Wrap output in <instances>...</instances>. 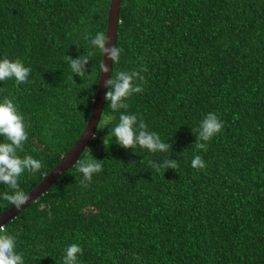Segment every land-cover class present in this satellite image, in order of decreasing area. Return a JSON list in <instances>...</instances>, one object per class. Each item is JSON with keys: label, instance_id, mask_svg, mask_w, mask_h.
<instances>
[{"label": "trees", "instance_id": "16d2710c", "mask_svg": "<svg viewBox=\"0 0 264 264\" xmlns=\"http://www.w3.org/2000/svg\"><path fill=\"white\" fill-rule=\"evenodd\" d=\"M109 2L0 0V57L31 68L30 83L0 82V98H13L28 125L20 155L42 163L21 178L25 194L88 122L102 54L89 56L86 38L106 33ZM119 11L123 51L111 73L147 67L127 112L169 152L119 147L107 135L119 114L104 101L78 158L92 155L103 170L85 188L76 162L0 229L17 236L25 264H61L72 243L81 264H264V0H121ZM65 56L88 57L85 72L72 74ZM208 112L223 131L200 151L196 129ZM194 155L204 169L191 167ZM165 159L178 167L148 163ZM11 206L0 199V213Z\"/></svg>", "mask_w": 264, "mask_h": 264}, {"label": "clouds", "instance_id": "9594fccd", "mask_svg": "<svg viewBox=\"0 0 264 264\" xmlns=\"http://www.w3.org/2000/svg\"><path fill=\"white\" fill-rule=\"evenodd\" d=\"M88 39L89 56L96 51L111 62L110 68L101 62V71L110 72L109 78L105 81L106 92L104 101L113 114L118 115V121L108 131V136L119 147L127 150L139 148L148 153H167L171 145L163 141L155 131L148 130L147 125L140 120L135 113L127 112V99L134 94L143 91L146 83L142 73L147 72V67L141 65L138 70L116 71L111 73L113 64H119L122 49L108 45V38L104 31H97L94 36ZM88 57L78 56L73 59L65 56V63L72 74L77 76L85 72V65L89 62ZM31 68L26 66L19 58L9 59L0 57V82L11 80L14 84L21 85L30 83L29 75ZM73 79V75H72ZM28 125L24 115L19 111L13 98H0V185L9 189L0 193V199L8 201L15 208H20L28 201V196L20 188L21 178L25 175L35 174L42 167L40 160L31 155H20L28 142ZM223 131V121L215 112H208L199 120L196 129V149L206 151L208 142ZM90 139H95V133ZM149 165L156 171L160 169H176V160L165 159L159 162L149 160ZM194 169H204L205 161L200 155H194L190 161ZM103 170L100 160L92 155L77 161V171L80 173V185L87 187L92 182L93 176ZM41 210L46 206L40 205ZM51 215V212H48ZM83 249L79 243L67 245L63 250L61 264H81L80 257ZM0 264H25L24 255L17 250V236L9 234L6 230L0 229Z\"/></svg>", "mask_w": 264, "mask_h": 264}, {"label": "water", "instance_id": "95a60500", "mask_svg": "<svg viewBox=\"0 0 264 264\" xmlns=\"http://www.w3.org/2000/svg\"><path fill=\"white\" fill-rule=\"evenodd\" d=\"M121 0H110L109 9L107 15L106 24V35L108 38V45H115L116 35L119 25V10H120ZM101 62L110 68L111 62L107 57L102 56ZM112 69V67H111ZM110 72H103L100 68L99 79L97 83V91L93 99L91 113L87 124L84 127L81 135L74 145L61 157V160L48 172L43 178L26 194L28 196V201L26 204L21 205L20 208H15L13 205L0 213V226L14 218L19 211L28 207L32 202H34L40 195H42L59 177L62 173L73 166L83 151L84 147L90 141V137L95 133L98 121L100 119L103 105H104V95L106 92L105 81L109 78Z\"/></svg>", "mask_w": 264, "mask_h": 264}]
</instances>
